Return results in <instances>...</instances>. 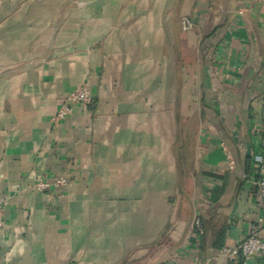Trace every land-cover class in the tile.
I'll list each match as a JSON object with an SVG mask.
<instances>
[{"label":"crops","instance_id":"1","mask_svg":"<svg viewBox=\"0 0 264 264\" xmlns=\"http://www.w3.org/2000/svg\"><path fill=\"white\" fill-rule=\"evenodd\" d=\"M258 168L264 0H0V264H228Z\"/></svg>","mask_w":264,"mask_h":264},{"label":"built area","instance_id":"2","mask_svg":"<svg viewBox=\"0 0 264 264\" xmlns=\"http://www.w3.org/2000/svg\"><path fill=\"white\" fill-rule=\"evenodd\" d=\"M193 26L191 21L183 17L182 28L190 29ZM89 101V91L85 83H80L62 100L60 107L52 116V123L57 124L64 120L73 111L76 104H86ZM255 161L262 163V156L256 155ZM234 161L230 159L229 168H233ZM257 178L254 180L257 188V198L264 205V168H258ZM66 183L64 177H60L48 183L39 181L36 185L38 190L48 189L51 185L60 186ZM3 226V206L0 202V231ZM191 228L197 236L204 234V225L198 215H194L191 221ZM219 253L227 259L228 264H248L255 255H264V220L259 218L255 224L250 227L249 232L233 247H223Z\"/></svg>","mask_w":264,"mask_h":264},{"label":"trees","instance_id":"3","mask_svg":"<svg viewBox=\"0 0 264 264\" xmlns=\"http://www.w3.org/2000/svg\"><path fill=\"white\" fill-rule=\"evenodd\" d=\"M122 264H126V263L123 262ZM159 264H168V263H166V262H161V263H159Z\"/></svg>","mask_w":264,"mask_h":264}]
</instances>
